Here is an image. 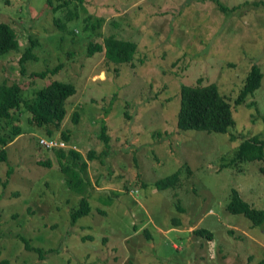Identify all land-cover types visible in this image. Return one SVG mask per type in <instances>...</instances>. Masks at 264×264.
Listing matches in <instances>:
<instances>
[{"label":"rangeland","instance_id":"rangeland-1","mask_svg":"<svg viewBox=\"0 0 264 264\" xmlns=\"http://www.w3.org/2000/svg\"><path fill=\"white\" fill-rule=\"evenodd\" d=\"M0 22L17 41L0 55V83H17L23 100L54 80L77 89L57 130L29 127L21 106L11 110L23 135L0 161V264H264V222L253 227L225 210L232 188L264 209V161L229 164L243 138L264 136V0H0ZM110 38L135 45V67L88 54ZM30 43L33 59L20 72ZM253 64L260 87L236 105ZM198 79L230 103L226 133L177 128L181 86ZM48 127L57 139L70 132L64 149L100 156L86 172L91 211L73 226L81 195L54 149L37 142ZM8 133L0 118V136ZM177 169L175 188L152 186ZM21 239L43 253L25 251Z\"/></svg>","mask_w":264,"mask_h":264},{"label":"trees","instance_id":"trees-1","mask_svg":"<svg viewBox=\"0 0 264 264\" xmlns=\"http://www.w3.org/2000/svg\"><path fill=\"white\" fill-rule=\"evenodd\" d=\"M219 10L225 8L219 4ZM33 45L30 43L22 52L18 59L19 71L23 72V63L29 59H33L31 51ZM135 45L125 41L115 40L113 38L106 39L105 45L91 44L88 49V54L92 55L95 52L104 53L107 59H110L116 64H128L129 67H135L132 63L131 54L135 50ZM17 49V41L8 24L0 22V55L7 52H14ZM131 57V58H130ZM62 65L55 69H46L40 72H32L31 76L44 78L49 73H56ZM263 77L258 65L253 64L252 68L247 72L244 84L240 89L234 103L242 104L243 100L249 95H253L254 91L260 87V82ZM77 93V89L71 83L52 81L50 84L35 91L34 95L26 100L21 98L20 87L17 83L6 85L0 83V118L4 120L5 125L9 127V136L13 137L20 133L18 123L13 124L17 116L11 113L12 109H18L20 106L27 112L25 118L26 124L29 127H43L53 125L57 130L62 124L63 119L67 114L66 103L68 99ZM79 112L74 111L72 119L74 123L78 121ZM264 121V116H263ZM177 128L179 130H197L213 133H226L234 127L235 119L233 118L232 108L229 102L220 94L216 85L212 82L203 83L198 79L194 85L182 84L180 90V106L177 112ZM106 125L103 123L98 137L101 138L108 146L109 137L105 133ZM49 138H53L54 130L47 128ZM11 137L0 136V146H5ZM60 139L68 142L70 132L68 130L60 131ZM39 142V141H37ZM42 146V145H41ZM54 149L56 155V165L63 173L67 186L81 195L78 206L70 210V225L73 226L76 222L86 216L91 211V206L88 201L87 194L91 186L90 180L86 176L88 162L98 158L94 150L89 149L86 155L81 154L73 148H47ZM5 150L0 149V161L5 160ZM100 158V156H99ZM264 161V136L245 137L238 144L234 152V157L230 159L229 164L236 162H254ZM46 166L53 165L50 160H42ZM237 164V163H236ZM264 172V167H262ZM180 170L177 169L170 175L159 178L152 183L158 190L175 188L178 185ZM8 174V172H6ZM225 210L233 214H242L248 219L252 226H260L264 222V209L252 207L249 202L243 200L237 189L232 188L230 191L229 202L225 205ZM196 234H206L204 230H198ZM25 251L36 254L43 253L41 248H31L28 242L21 239ZM47 253H54L53 250ZM42 258V256H41ZM6 264V263H2Z\"/></svg>","mask_w":264,"mask_h":264},{"label":"built area","instance_id":"built-area-1","mask_svg":"<svg viewBox=\"0 0 264 264\" xmlns=\"http://www.w3.org/2000/svg\"><path fill=\"white\" fill-rule=\"evenodd\" d=\"M39 143H41L42 146L46 147V148H56V147H59V148H65L67 147V144L65 143L64 140L62 139H57V138H45V137H42V138H39ZM2 147L0 146V149Z\"/></svg>","mask_w":264,"mask_h":264},{"label":"crops","instance_id":"crops-1","mask_svg":"<svg viewBox=\"0 0 264 264\" xmlns=\"http://www.w3.org/2000/svg\"><path fill=\"white\" fill-rule=\"evenodd\" d=\"M16 123H17V121H16ZM18 123H19V121H18ZM18 125H20V124H18ZM22 130H23V129H21V130H20V133L17 134L16 136H14V137L12 138V140L9 141V142H8L5 146H3L2 148H4V150H5L7 147L13 145V144L15 143V141H16L19 137H21V135H23ZM27 134H29V136H35V135H33V134L31 133V131H29ZM36 137H37V136H36Z\"/></svg>","mask_w":264,"mask_h":264},{"label":"clouds","instance_id":"clouds-1","mask_svg":"<svg viewBox=\"0 0 264 264\" xmlns=\"http://www.w3.org/2000/svg\"><path fill=\"white\" fill-rule=\"evenodd\" d=\"M66 144H67V142H65ZM67 146H68V144H67ZM66 148V147H65Z\"/></svg>","mask_w":264,"mask_h":264}]
</instances>
